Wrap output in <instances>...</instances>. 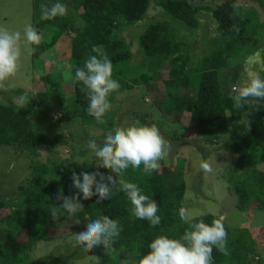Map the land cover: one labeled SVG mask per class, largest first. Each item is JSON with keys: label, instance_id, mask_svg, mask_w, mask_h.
Segmentation results:
<instances>
[{"label": "trees", "instance_id": "obj_1", "mask_svg": "<svg viewBox=\"0 0 264 264\" xmlns=\"http://www.w3.org/2000/svg\"><path fill=\"white\" fill-rule=\"evenodd\" d=\"M51 2L54 0H32L31 26L40 35V43L33 46L35 52L32 57L34 60L56 55L64 57L57 69L61 74L69 73L66 83L72 87V102L69 105L62 102L65 110L68 107L69 115L65 117L61 113L60 118H66V121L78 119L88 127L107 126V132L114 128L113 123H99L88 115V102L81 91L82 86L72 83L75 68L82 67L90 55L108 56L113 65L112 78L119 82V88L108 97L113 107L117 96L131 88L123 79L125 74L115 70L132 58L129 43L120 35L121 31L142 21L151 4L172 21L175 19L183 23L186 30L176 32L171 22L153 23L140 35L139 47L143 61L147 63L144 66L150 72L144 70L149 74L164 71L171 74L169 81L164 83L168 88L165 89V98L173 100L168 115L179 127L187 130V135L217 139L226 132L230 133L228 148L238 160L233 172L226 176L229 193L235 196L239 211H264V171L246 168L249 160L251 166L264 165V145L258 144V139L264 136V101L250 98L243 107H237L234 97L223 93L227 89L231 92L233 85L220 83L218 77V70L229 68L231 62L256 51L258 38L264 34V24H261L264 0H220L215 5L208 0H61L66 7L65 15L41 21V5ZM244 11L247 13L244 14ZM205 15L216 24L215 36L211 39L215 48L200 60L195 69L199 77L195 91L191 89V78L184 72L189 57L180 46L183 40H191V33L196 35L200 31L203 20L208 19ZM259 74L264 78V70ZM48 76H40L39 80ZM140 79L148 83L152 77L151 74H142ZM158 94L164 96L163 91ZM155 97V101L160 100ZM31 106L37 108L35 103ZM32 119L16 108L0 104V147L26 151L32 159L31 179L17 188L22 197L17 201L16 208L1 215L10 206L0 202V264H59L66 261L68 257L65 256L33 261L32 252L39 242L78 233L87 218L93 215L116 219L123 227L112 245L116 254L111 249L105 250L102 245L79 248L94 254L97 264H120L129 255L145 254L147 245L158 235L179 238L183 234L188 225L180 220L178 210L183 208L186 185L180 171L160 164L151 175L142 171L143 165L139 169L129 167L123 173L124 179L137 184L145 195L156 201L157 214L161 217L157 227L135 219L131 215L129 201L123 193L115 191L109 200L100 201L95 196L80 199L83 208L72 216L65 214L59 208L62 200H58L57 196L79 195L71 185L73 172L77 175L82 171L92 172L98 161L94 157H90L89 161L88 156L80 153L77 156L87 158V163L78 165L71 160H63L41 164L36 160V148L65 147L69 137L65 138L61 130L51 136L40 133L35 130L37 125L32 123ZM60 123L64 125L62 121L57 122ZM120 178L116 176L117 180ZM196 219L211 224L219 218L207 215ZM221 221L227 234L229 255L225 256L213 248V264H253V241L245 231H231ZM21 234H25L26 239L18 243L16 238ZM257 258V264H264L261 258Z\"/></svg>", "mask_w": 264, "mask_h": 264}, {"label": "rangeland", "instance_id": "obj_2", "mask_svg": "<svg viewBox=\"0 0 264 264\" xmlns=\"http://www.w3.org/2000/svg\"><path fill=\"white\" fill-rule=\"evenodd\" d=\"M204 1L207 2V0ZM208 1L212 5L220 2V0ZM194 4L197 3L194 1ZM205 16L208 19L203 20L202 27L200 25L201 29L199 27L200 31L196 35L195 32L191 33V40H183L180 46L185 55L189 57L188 70L186 68L184 72L188 73L191 78L192 90L197 87L199 79L195 69L198 68L200 60L215 48L211 39L215 36L216 24L208 15ZM32 17V0H0V27L10 31H19L23 36L24 27L32 25ZM165 21L171 22L175 32L186 30L183 23L175 19L172 21L171 18L164 16L157 6L151 4L142 21L121 31L120 35L126 43H129L132 58L129 63L124 62L115 70L125 74L123 79L131 88L117 96L114 106L102 119L105 124L112 122L114 128L128 126L133 122L155 125L168 143L167 154L158 161V164L182 173L183 182L186 185L182 207L187 210L189 218L192 216L200 218L207 215L218 217L227 224L231 231H245L247 237L254 243L253 264L258 263L257 257L264 262V211L254 209L239 211L235 196L228 190L226 176L227 173L233 172L238 160L237 155L228 148L230 133L226 132L217 139L187 135V130L179 127L168 115L172 109L173 100L165 98V89L168 90V88L164 83L166 80L169 81L171 74L165 71L150 73L152 80L148 83L140 79L142 74L147 76L150 74L144 66V63L145 65L147 63L143 61L144 56L140 51L139 37L149 25ZM261 22L264 24V19H261ZM258 40L259 45L255 52L231 62L229 68L218 70L220 83L233 85L230 88L231 92L229 89L223 91L225 95L235 98L234 86L242 85L251 73H260L264 70V34ZM21 48L22 55L16 74L0 82V104L16 108L29 118H34L32 123L37 125L34 128L40 133L51 136L62 131L65 138L69 137L68 145L65 147L41 146L36 148L38 154L36 160L41 164L59 163L63 160H71L72 163H78V165L87 163L85 161L87 158L77 156L80 153L88 156L91 161L87 147L88 140L94 138L102 143L101 136L107 132L108 127L97 125L88 127L78 119H73L75 121L73 122V120L66 121V118L65 120L60 118L61 113L65 117L69 115L68 107L65 110L63 103L69 105L72 102V87L66 83L69 73L68 75L61 74L57 69L58 66L60 68L64 57L56 55L50 57L52 59L40 57L34 60L33 53L28 55L23 52V43H21ZM44 75L49 76L39 80V77H44ZM170 90L175 92V89ZM162 91L163 97L158 94H162ZM24 93H27L30 101L21 108L17 103V98ZM155 96L160 100L155 101ZM32 103H35L37 108L31 106ZM56 121H62L64 125L57 124ZM50 123L52 125H49ZM258 144L264 145V136L258 139ZM205 163L208 165L207 170L201 166ZM31 165L32 159L28 152L13 147H0V202L10 206L9 210L2 211L1 215L16 208L17 201L22 197V192L17 188L31 179ZM248 165L247 169L264 171V165L251 166L250 160ZM95 166L94 171L99 168L101 173H107L116 178V174L100 166L98 162ZM25 239L26 235L21 234L16 241L22 243ZM79 248L75 244L74 236L54 237L37 243L32 252V259L42 261L65 256L68 257L67 260L59 264H97L94 254ZM73 254L75 256H71Z\"/></svg>", "mask_w": 264, "mask_h": 264}, {"label": "clouds", "instance_id": "obj_3", "mask_svg": "<svg viewBox=\"0 0 264 264\" xmlns=\"http://www.w3.org/2000/svg\"><path fill=\"white\" fill-rule=\"evenodd\" d=\"M66 13V7L61 0L41 5V21H49ZM23 52L31 55L35 52L34 45L40 43L37 30L26 25L23 36L19 31H10L0 27V82L14 76ZM95 52V48L93 49ZM113 65L107 55H90L82 67L75 68L72 76L74 85H81V91L87 99V113L99 123H104L102 117L111 110L112 104L108 97L119 88V82L112 78ZM236 91L235 104L243 107L251 98L254 101H264V78L259 73H251L242 85L234 86ZM27 93L17 98V103L23 108L29 103ZM90 157L98 164L111 170L113 175L96 171H82L78 175L73 172L71 185L78 194L57 196L62 200L59 208L68 216H72L83 208L80 199L109 200L115 192L123 193L129 201L131 215L138 220H144L153 228L161 222L158 205L155 200L145 195L141 188L123 178V173L129 167L139 169L151 175L158 168V161L167 154L168 143L161 136L155 125H145L139 122L124 127L117 126L105 133L102 143L89 139L87 143ZM207 170L208 165H201ZM178 216L188 227L179 238H169L166 235L154 237L147 245L148 251L139 255L135 253L120 261V264H213V248L227 256L226 231L220 219L206 224L195 216L189 218L187 210L180 208ZM123 231L122 225L116 219L108 216H90L83 224L82 230L73 233L75 244L83 248H93L102 245L105 250L111 249L115 240Z\"/></svg>", "mask_w": 264, "mask_h": 264}]
</instances>
